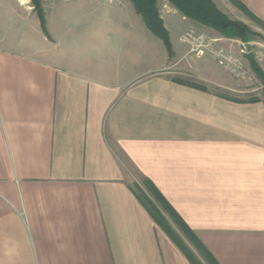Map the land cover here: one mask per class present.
<instances>
[{"label":"crops","instance_id":"crops-1","mask_svg":"<svg viewBox=\"0 0 264 264\" xmlns=\"http://www.w3.org/2000/svg\"><path fill=\"white\" fill-rule=\"evenodd\" d=\"M7 1L41 30L33 8ZM236 1L264 25V0ZM43 13L46 48H0V264H192L138 201L128 166L217 264H264V103L248 90L260 79L250 42L189 20L237 60L232 73L187 55L164 21L171 52L155 61L152 42L111 38L148 31L130 0H63ZM77 15L91 20L83 33L105 41L58 53L52 33L71 32L62 17Z\"/></svg>","mask_w":264,"mask_h":264},{"label":"rangeland","instance_id":"rangeland-1","mask_svg":"<svg viewBox=\"0 0 264 264\" xmlns=\"http://www.w3.org/2000/svg\"><path fill=\"white\" fill-rule=\"evenodd\" d=\"M15 3L20 5V3L25 2L24 6H22L24 9L33 8L32 3L30 0H14ZM63 0H53L48 2H41L40 4L42 10H47L52 8L54 5L56 6L59 2H62ZM215 2V5L218 7V9L224 13L230 20L240 22L244 25H246L251 31L254 33H257L259 36L253 37L250 41V44L246 46V50L248 53L254 54V59L259 64L260 68L264 71V25H258L254 22H252L245 14H243L238 8H236L233 4H231L228 0H213ZM8 1L7 0H0V48L6 49L10 52H21L20 46L18 44L23 43L25 45V53H31L33 50V47H36L38 49L43 50L47 47V41L43 40V31H41L39 28L38 31H32L28 26L22 25L19 21H17L15 18H13L10 13L8 12ZM45 6V7H44ZM234 6V7H233ZM67 9L66 6H62L61 11L65 12ZM157 9L160 14V17L162 21H164L165 25L170 29V31L173 33L176 31V33L171 36L172 42H175V38H179V41L182 42L181 37L184 35L185 32L189 30L197 29L196 25L193 24V22H189V20H183L181 22L182 15L175 9L173 6H171L166 0H157ZM43 10V11H44ZM60 10V9H59ZM175 16L177 19H174V23L170 22V17ZM62 20L64 23H66V28L71 29V32L63 33V31L60 32H53L52 36L56 37L57 41L59 42V50L57 52L63 51L65 49H62L65 47L66 44H69L68 46L79 48L80 45H83L84 43L94 40V41H105V34L98 33L97 35H90L87 33L82 32V27L84 25H88V23L91 21L90 18H83L79 15L75 17H68L63 18ZM191 21V20H190ZM163 23V24H164ZM188 24L191 26L189 27ZM68 25L71 27H68ZM204 27V26H203ZM79 29V31H76V29ZM129 28V26H127ZM206 28V27H204ZM65 29V28H64ZM74 29V30H73ZM133 31V29H132ZM137 33H139V36L137 33H126L120 36L121 34L117 35H110L111 38L115 37L118 38V35L120 37V40L123 42L129 43V42H135L139 45H143L144 43L148 44L149 42L153 43L152 46V53H153V60L160 59V52L163 51V53H166V49L164 44L160 39H158L156 36L151 34L150 32L146 31L145 29H138L136 30ZM142 31V32H140ZM195 31V30H194ZM196 32V31H195ZM175 37V38H174ZM69 40L68 43L66 41ZM46 41V43H44ZM252 42H255L252 44ZM183 44V43H181ZM187 47V55H194L189 53V47L187 45V42L184 43ZM18 50V51H17ZM184 51V52H185ZM202 57H210L208 54H204ZM190 59V58H189ZM143 62H140L137 67H139ZM190 66H194V61L192 58L189 61ZM213 67V66H212ZM141 68V67H139ZM187 69H189V65L187 66ZM185 78V77H183ZM260 79H253V82L251 81L249 83L248 90H254L259 88L258 91L260 93V97L263 98V90L264 87L261 88L260 86L264 83ZM250 98H257V97H250ZM249 98V99H250ZM128 174H127V181L130 183L132 188L136 191L137 194H139V191L137 189V182L140 181L138 175L135 173L134 169L130 166L127 167ZM152 200V198H150ZM154 202V201H153ZM162 215L168 220V223L172 227V229L177 233V235L180 237L182 242L189 248V250L196 252L191 247L190 243L187 241V239L184 237V235L177 229V227L173 224V222L170 220L168 216L165 215V213L162 212ZM201 264H207V262L204 261V259L200 256Z\"/></svg>","mask_w":264,"mask_h":264},{"label":"trees","instance_id":"trees-1","mask_svg":"<svg viewBox=\"0 0 264 264\" xmlns=\"http://www.w3.org/2000/svg\"><path fill=\"white\" fill-rule=\"evenodd\" d=\"M136 14L140 16L145 28L160 39L168 52H171L170 38L167 30L164 27L163 21L157 9V0H130ZM173 8H175L183 17L195 22L198 25L216 31L218 34L229 39H239L244 43L251 41L253 37L259 36L257 33L251 31L246 25L230 20L224 13H222L215 3L211 0H166ZM243 14H245L252 22L261 25L262 23L256 19L245 7H243L236 0H228ZM33 10L36 13L41 29L46 35L45 18L41 8L40 0H30ZM263 25V24H262ZM253 72L264 83V73L261 71L257 63L251 65ZM176 83L186 85L198 90H206L203 86L190 82L176 80ZM236 101L235 99H233ZM259 99L250 98L248 102H257ZM264 103V90H263ZM141 188L137 185L139 194H137L138 201L142 204L144 209L153 219V221L166 233L170 240L182 251L192 264H201L196 256L189 250V248L182 242L177 233L172 229L168 220L162 215V212L170 218L177 229L184 235V237L194 245L202 258L208 264H217L210 254L198 242L193 232L185 225L182 219L176 214L168 202L159 193L156 187L146 178L141 181ZM152 198V200L150 199ZM154 201V202H153Z\"/></svg>","mask_w":264,"mask_h":264},{"label":"built area","instance_id":"built-area-1","mask_svg":"<svg viewBox=\"0 0 264 264\" xmlns=\"http://www.w3.org/2000/svg\"><path fill=\"white\" fill-rule=\"evenodd\" d=\"M183 43L187 42L189 47V53L195 54L196 57H202L205 53L210 55L216 60V62L235 73L240 69V64L235 58L226 53L223 49H216L214 47V41L207 38L205 35L189 30L181 37Z\"/></svg>","mask_w":264,"mask_h":264},{"label":"water","instance_id":"water-1","mask_svg":"<svg viewBox=\"0 0 264 264\" xmlns=\"http://www.w3.org/2000/svg\"><path fill=\"white\" fill-rule=\"evenodd\" d=\"M248 59H249L251 65H253L254 64V55H253V53H248Z\"/></svg>","mask_w":264,"mask_h":264},{"label":"bare ground","instance_id":"bare-ground-1","mask_svg":"<svg viewBox=\"0 0 264 264\" xmlns=\"http://www.w3.org/2000/svg\"><path fill=\"white\" fill-rule=\"evenodd\" d=\"M21 4H22V5H24V4H25V2H22Z\"/></svg>","mask_w":264,"mask_h":264}]
</instances>
